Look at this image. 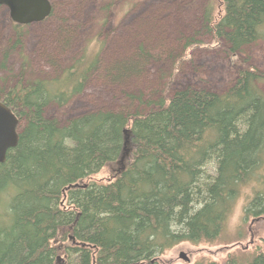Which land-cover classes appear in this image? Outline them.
I'll list each match as a JSON object with an SVG mask.
<instances>
[{
  "label": "trees",
  "instance_id": "1",
  "mask_svg": "<svg viewBox=\"0 0 264 264\" xmlns=\"http://www.w3.org/2000/svg\"><path fill=\"white\" fill-rule=\"evenodd\" d=\"M201 24L199 35L224 42L241 62L239 51L264 41V0H209ZM13 29L3 66L24 47L25 25ZM86 43L50 79H24V54L21 77L0 87L21 120L18 144L0 164V264H160L181 244L245 237L230 218L258 181L244 214L264 219V71L241 63L222 93L186 87L144 113L98 110L62 125L45 110L69 104L98 71L105 42ZM140 54L153 57L143 47ZM196 264H264V240Z\"/></svg>",
  "mask_w": 264,
  "mask_h": 264
},
{
  "label": "rangeland",
  "instance_id": "2",
  "mask_svg": "<svg viewBox=\"0 0 264 264\" xmlns=\"http://www.w3.org/2000/svg\"><path fill=\"white\" fill-rule=\"evenodd\" d=\"M50 2L52 15L25 25L24 47L11 49L5 66L3 59L14 29L10 10L0 5V87L12 86L21 77L24 54L28 58L24 79L55 78L83 52L87 40L98 35L105 42L101 64L85 91L64 107L56 103L46 107V116L62 125L98 110L144 113L156 108L159 99L186 87L222 93L235 81L241 63L264 71V41L243 48L236 56L241 62H236L224 42L217 44L212 36L199 35L209 0H116L108 10L109 0ZM193 38L196 41L186 46ZM142 47L153 57L143 58ZM259 86L264 91V83ZM257 183L245 186L230 218V230L236 233L244 226L245 237L231 243L181 244L161 255L160 264L224 262L231 253L260 247L264 219L245 220L244 214ZM182 251L190 262L181 258Z\"/></svg>",
  "mask_w": 264,
  "mask_h": 264
},
{
  "label": "water",
  "instance_id": "3",
  "mask_svg": "<svg viewBox=\"0 0 264 264\" xmlns=\"http://www.w3.org/2000/svg\"><path fill=\"white\" fill-rule=\"evenodd\" d=\"M0 5L10 10L13 22L27 25L33 22H40L47 19L53 12V5L50 0H0ZM20 118L2 100H0V164L6 160L9 149L15 147L19 141ZM127 142V139H126ZM76 185H70V188ZM181 258L187 262L191 259L184 251Z\"/></svg>",
  "mask_w": 264,
  "mask_h": 264
}]
</instances>
